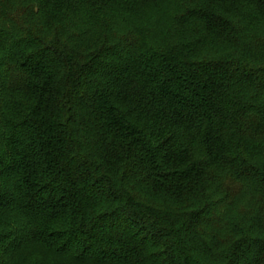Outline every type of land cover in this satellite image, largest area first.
Masks as SVG:
<instances>
[{
	"label": "trees",
	"instance_id": "obj_1",
	"mask_svg": "<svg viewBox=\"0 0 264 264\" xmlns=\"http://www.w3.org/2000/svg\"><path fill=\"white\" fill-rule=\"evenodd\" d=\"M259 28L264 0H0V264H264Z\"/></svg>",
	"mask_w": 264,
	"mask_h": 264
},
{
	"label": "rangeland",
	"instance_id": "obj_2",
	"mask_svg": "<svg viewBox=\"0 0 264 264\" xmlns=\"http://www.w3.org/2000/svg\"><path fill=\"white\" fill-rule=\"evenodd\" d=\"M245 26H246V25H245ZM254 29H255V28H253L252 31H251L252 34H255L254 32H255L256 30H254ZM259 29H260L261 32L264 31V30H263L264 28H259ZM71 32H72V33H70V34H75L74 31H71ZM77 32H78V30H76V33H77ZM220 51H222V52L219 53V56H224L225 54H228V53H229V52L224 51V50H220Z\"/></svg>",
	"mask_w": 264,
	"mask_h": 264
}]
</instances>
